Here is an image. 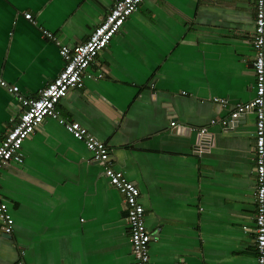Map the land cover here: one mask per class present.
I'll return each mask as SVG.
<instances>
[{
	"label": "crops",
	"instance_id": "0c3cea01",
	"mask_svg": "<svg viewBox=\"0 0 264 264\" xmlns=\"http://www.w3.org/2000/svg\"><path fill=\"white\" fill-rule=\"evenodd\" d=\"M116 1L0 0V76L38 96L64 65L42 28L76 46ZM254 28L253 0H144L58 104L139 186L151 264H257L256 114L223 124L256 94ZM21 113L0 85V142ZM203 127L215 147L199 155ZM20 152L0 170L14 218L11 234L0 220V264H133L124 195L83 141L47 117Z\"/></svg>",
	"mask_w": 264,
	"mask_h": 264
},
{
	"label": "built area",
	"instance_id": "2783aa9c",
	"mask_svg": "<svg viewBox=\"0 0 264 264\" xmlns=\"http://www.w3.org/2000/svg\"><path fill=\"white\" fill-rule=\"evenodd\" d=\"M143 1L117 0L102 22L94 28L89 39L76 46L60 44L53 32L42 28L43 34L48 39L58 43L64 65L59 75L41 89L38 96L23 95L18 85H11L0 76V85L18 97L22 106L19 120L7 131L0 142V170L12 160L22 161L20 151L24 141L35 132L47 117L57 119L76 139L86 144L93 159L101 165L110 184L118 188L124 195L134 254L133 264H151L150 243L153 240V234L146 226L145 208L140 201L141 190L135 182L127 178L123 171L114 167L110 159L109 146L99 140L80 122L64 118L58 104L71 90L84 85V80L88 76V68L96 60L98 54L110 44L113 37L121 31L128 17L139 9ZM253 2L255 6V28L251 35V43L255 51L256 94L250 101L238 103L232 111L230 120L223 121V124L233 127V124L247 113L254 112L256 114V189L254 195L257 212L254 232L257 264H264V0H253ZM25 17L33 23L36 22L32 13H26ZM103 76L104 74L100 73L98 78ZM214 101L223 105L227 104L225 98H214ZM211 123L215 124L217 120L213 119ZM171 124L177 126L176 121H172ZM197 134L198 139L194 151L199 155L210 153L215 147V135L206 127L198 129ZM1 186L0 180V191ZM0 220L4 232L11 234L14 218L10 214L8 203L1 193ZM175 264L186 263L176 262Z\"/></svg>",
	"mask_w": 264,
	"mask_h": 264
},
{
	"label": "water",
	"instance_id": "95a60500",
	"mask_svg": "<svg viewBox=\"0 0 264 264\" xmlns=\"http://www.w3.org/2000/svg\"><path fill=\"white\" fill-rule=\"evenodd\" d=\"M185 127H186V129H185ZM229 128H233V127L230 126ZM176 129H178V128H176ZM179 130L181 132H183V131L189 132L190 131V128L189 127L187 128V126L181 125L180 128H179Z\"/></svg>",
	"mask_w": 264,
	"mask_h": 264
}]
</instances>
